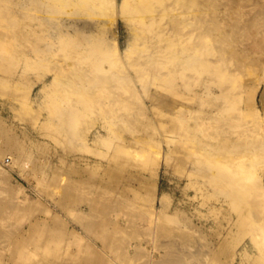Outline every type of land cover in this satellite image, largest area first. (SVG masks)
Wrapping results in <instances>:
<instances>
[{"label": "rangeland", "instance_id": "rangeland-1", "mask_svg": "<svg viewBox=\"0 0 264 264\" xmlns=\"http://www.w3.org/2000/svg\"><path fill=\"white\" fill-rule=\"evenodd\" d=\"M85 1L0 0V264L13 263L9 241L34 217L81 233V245L71 244L70 251L96 244L115 264H264V207L247 192L257 183L264 187V150L228 146L264 140V125L250 116L255 108L264 116V0H197L199 10L192 12L199 18L203 57L227 86L214 85L206 102L198 86L211 75L202 74L201 82L191 78L197 95L190 90L175 98L199 122L209 117L207 128L224 144L215 150L190 147L193 120L172 122L167 85L154 103L140 85L138 98L128 89L109 92L96 85L87 109L62 105L60 118L50 116L55 103L66 101L52 88L49 72L59 57L57 36L51 46L40 25L47 20L54 32L61 2L69 6L64 17L78 42L101 35L102 26L123 50L133 37L125 19L115 24L96 17ZM250 16L256 21L246 22ZM108 97L124 104L109 107ZM63 118H73L75 133L61 130ZM235 175L242 176L232 180ZM232 181L247 193L232 197ZM153 209L156 225L149 222ZM103 233L110 248L99 238ZM61 238L50 252L32 250L29 258L56 259ZM131 245L126 258L124 248Z\"/></svg>", "mask_w": 264, "mask_h": 264}, {"label": "bare ground", "instance_id": "bare-ground-1", "mask_svg": "<svg viewBox=\"0 0 264 264\" xmlns=\"http://www.w3.org/2000/svg\"><path fill=\"white\" fill-rule=\"evenodd\" d=\"M29 1L33 3V0ZM196 1L88 0L83 2L86 5L84 8L87 9V12L95 11L96 17L108 19L112 23L115 22V24L118 18H123L131 24L133 37L124 50L118 40L110 37L109 33L111 31H108L107 26H102L101 35L78 42L72 37L67 18L64 17L66 16L64 15L65 12L69 11V6L66 5V2H61L59 6L61 14L58 17L54 32H49L47 20L40 25L44 38L51 39V46L54 45L52 38L55 35L57 36L59 57L56 61V69H51L49 72L52 76V88L58 89L61 94L59 96L60 100L66 101V103H55V108L51 110L50 116L54 115L60 118L63 114V112H60L62 105L69 107V111H76L77 104H81L87 109L88 92L95 89L96 85L109 92L116 88L118 90L128 89L129 95L133 98L140 96L137 87L140 85L143 93L152 94L150 98L152 103H154L153 100L160 99L158 97L160 96L159 93L161 90L166 91L165 85H167L172 94L168 98V101L172 104V111L169 114L173 120L172 122L183 123L188 119L193 120L194 124L191 126L192 131L189 134L190 140H192L190 147L193 150L222 148L224 144L217 143L215 134L213 135L207 128L210 123L209 117H205L204 120L199 122L196 114L191 116L183 112L178 107L179 98H175L176 95L184 96L185 91L189 94L190 90L194 95H197L198 92L190 87L191 78L201 82L203 80L202 74L211 75H208L206 86L203 83L198 86L202 89L201 91L205 92L206 102L213 98L211 95H214L215 92L212 88L214 85L219 90H223L227 86L226 77H220V73L212 64V61L203 57L204 49L199 44L200 33L196 32L199 18L192 14V12L199 10V4ZM70 17L72 16L70 15ZM249 20L256 21L253 16H250L246 22H249ZM88 27L98 28V24H89ZM31 28L34 30L33 27ZM75 33L78 32L75 31ZM257 33H259L258 30L253 31L252 36L255 37ZM262 39H264V36L259 37V40ZM108 99L109 107L124 104V101L118 98L108 97ZM141 104L145 105L142 97ZM214 106L213 103L211 107ZM254 110V114H250L251 119L255 124L262 127L264 116L259 108ZM75 113L72 112L71 114L74 115ZM110 113L107 112L108 115ZM206 113L208 115L215 114L211 110ZM115 114L117 117L122 115L119 109ZM73 125V118H63L61 120V130L65 132L75 133L76 130H72ZM228 146H244V150L251 146L254 149L264 150V140L260 138L256 143L247 142L244 145L230 142ZM241 176L235 175L232 180H237ZM227 185L231 188L229 191L235 193L232 197L239 196L240 198L244 194L243 191L245 193L249 191L253 202L260 208L264 207V187L260 188L258 183L250 186V188L247 187V192L234 181ZM93 213L96 214L94 211ZM156 213V209L151 210L149 222H152L153 225H156L158 219H160ZM94 224L91 223L90 226H94ZM92 229L94 228L89 227L88 231H92ZM66 234L69 235L68 238ZM58 238H61L63 247L60 246L62 252L56 259L41 262L40 259L29 258L28 254L32 250L43 252V254L50 252L58 245ZM81 238H83L81 233H72L59 228L54 229L48 226L44 219L34 217L33 221L28 222L26 226H22L12 236L9 241V249L11 248L12 251L8 259L13 260L12 264H115L111 259L105 258L97 252L98 246L96 244L82 247L83 251L81 253L70 251L71 244L77 242L79 246L81 245ZM99 238L106 247L110 248L111 239L107 233H103ZM130 248L134 249L132 245L124 248L127 251L124 255L126 258L132 256ZM124 264L128 263L125 262ZM146 264H153V261L150 260Z\"/></svg>", "mask_w": 264, "mask_h": 264}]
</instances>
